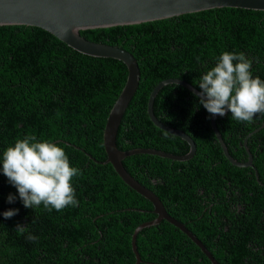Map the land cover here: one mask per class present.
Returning a JSON list of instances; mask_svg holds the SVG:
<instances>
[{"label": "trees", "instance_id": "trees-1", "mask_svg": "<svg viewBox=\"0 0 264 264\" xmlns=\"http://www.w3.org/2000/svg\"><path fill=\"white\" fill-rule=\"evenodd\" d=\"M79 35L93 43L121 48L137 64V88L115 136V146L122 152L187 153L185 142L158 130L148 120L146 101L158 82L178 79L200 91L196 85L199 77L225 51L243 53L252 61L253 76L264 81V12L260 11L211 9L138 25L80 31ZM125 78L121 62L83 56L44 31L0 33V155L16 139L31 134L37 141L62 147L70 166L81 172L72 179L78 205L50 213L42 206L24 208L16 189L0 173V213L19 210L10 219L0 215V264H134L130 236L136 226L153 217L152 206L128 188L109 164H98L105 160V120ZM152 112L164 126L187 135L195 152L184 162L141 154L124 158L121 165L126 173L151 193L163 188L170 193L177 188L176 195L203 174L225 173L226 169L240 172L223 157L209 126L211 116L199 105V98L178 85H166L153 99ZM262 123L264 114H256L249 124L232 120L227 111L214 121L235 161L234 150L239 147L243 151L242 140ZM245 142L252 157L258 158L255 167L264 181V126ZM208 177L202 176V180ZM234 183L231 188L237 186L238 191L253 188ZM9 194L17 196L12 204L7 203ZM192 194L194 190L186 193ZM178 203L163 204L166 208L173 205L167 213L176 221L181 220L174 212ZM17 224L27 226L28 231L19 234ZM165 226L171 232L157 233L160 229L147 227L137 233L139 264H165L162 255L173 252L175 245L165 243L169 234L181 236L199 252L177 229ZM29 233L38 238L36 242L26 239Z\"/></svg>", "mask_w": 264, "mask_h": 264}, {"label": "water", "instance_id": "water-1", "mask_svg": "<svg viewBox=\"0 0 264 264\" xmlns=\"http://www.w3.org/2000/svg\"><path fill=\"white\" fill-rule=\"evenodd\" d=\"M219 8L264 12V0H0V33L44 31L76 53L92 58L116 60L125 66L126 78L124 85L108 112L102 130V146L105 160L98 164H109L116 176L128 188L140 195L152 206L151 212L155 215V218L150 222L136 226L130 236V248L135 258L134 264L139 263V257L135 249L137 233L148 226L158 224L161 220L181 231L191 242L199 247L211 264H216L199 241L166 214L158 198L129 176L121 165V161L124 158L136 154L152 155L175 162L189 160L195 152L194 143L183 132L158 122L152 112V103L158 91L166 85H178L197 98L196 93H199V91L182 80L165 79L152 88L146 101V115L149 122L158 130L185 142L188 146L186 154L176 156L152 149L119 151L115 146V136L122 115L137 88L139 77L137 64L133 57L121 48L87 41L79 35V32L138 25ZM217 117L219 116L210 117L209 126L223 157L234 167L249 165L248 161L245 164H238L229 156L214 125ZM263 126L264 123L249 133L244 140ZM87 157L91 159L88 155Z\"/></svg>", "mask_w": 264, "mask_h": 264}, {"label": "flooded vegetation", "instance_id": "flooded-vegetation-1", "mask_svg": "<svg viewBox=\"0 0 264 264\" xmlns=\"http://www.w3.org/2000/svg\"><path fill=\"white\" fill-rule=\"evenodd\" d=\"M244 139L240 145L243 147V151H239V147L234 150L237 155L235 162L238 164L249 162L247 166L245 164V166L236 167L240 169V172L235 173L226 169L225 173L203 174L202 176L209 175L208 179L202 180V176L194 178V182L187 185L185 189L180 188L176 195L177 188L170 190V193L165 188L159 190L158 193H153L167 215V209L171 211L173 205L169 204L166 208L163 205L164 202L169 203L171 200L179 202L174 204V212L181 220H174L199 241L216 264L221 263L215 259L222 260L223 264H227L229 261H232L233 264H264V181L260 179L255 167L258 158H253L249 153ZM261 144L256 145V148ZM261 169L264 171V164ZM261 178L264 179V172ZM234 181L241 185H251L253 188L242 187L238 191L236 190L237 186L231 188L235 184ZM159 183L163 186L162 181ZM202 184H206L205 188L201 187ZM191 190H194L195 194H192L191 197L187 196L186 193ZM165 192L169 197H166ZM174 195L176 198H173ZM233 195H237V197H233ZM154 218L153 215L146 222H150ZM166 224L171 226L161 220L158 224L148 227L155 231L160 229L157 233L171 232L166 229ZM179 232L189 240L186 235ZM165 239V243L176 245L173 247V252L162 255L165 264H211L193 242L191 243L199 252H195L179 235L169 234ZM238 244H242L245 250Z\"/></svg>", "mask_w": 264, "mask_h": 264}, {"label": "clouds", "instance_id": "clouds-1", "mask_svg": "<svg viewBox=\"0 0 264 264\" xmlns=\"http://www.w3.org/2000/svg\"><path fill=\"white\" fill-rule=\"evenodd\" d=\"M251 69L252 61L243 53L222 52L197 81L199 105L210 116L223 117L227 110L232 120L252 123L256 114H264V81L254 77ZM0 173L16 189L26 209L42 206L50 213L78 205L72 179L81 172L70 166L64 149L56 143L37 141L31 134L16 139L0 155ZM16 198L9 194L7 203H14ZM18 211L10 209L0 215L10 219ZM15 231L23 235L28 229L17 224ZM26 239L36 242L38 238L29 233Z\"/></svg>", "mask_w": 264, "mask_h": 264}]
</instances>
